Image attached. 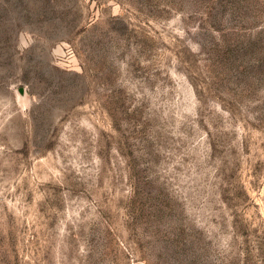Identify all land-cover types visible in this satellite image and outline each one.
I'll return each mask as SVG.
<instances>
[{
    "label": "rangeland",
    "instance_id": "1",
    "mask_svg": "<svg viewBox=\"0 0 264 264\" xmlns=\"http://www.w3.org/2000/svg\"><path fill=\"white\" fill-rule=\"evenodd\" d=\"M0 264H264V0H0Z\"/></svg>",
    "mask_w": 264,
    "mask_h": 264
}]
</instances>
